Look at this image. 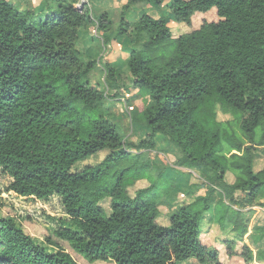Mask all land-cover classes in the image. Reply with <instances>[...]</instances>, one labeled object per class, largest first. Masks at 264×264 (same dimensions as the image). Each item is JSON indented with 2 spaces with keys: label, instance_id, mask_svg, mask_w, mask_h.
Returning <instances> with one entry per match:
<instances>
[{
  "label": "trees",
  "instance_id": "1",
  "mask_svg": "<svg viewBox=\"0 0 264 264\" xmlns=\"http://www.w3.org/2000/svg\"><path fill=\"white\" fill-rule=\"evenodd\" d=\"M37 2L35 13L0 0V264H81L61 244L83 264H264V226L251 222L255 208L264 212V164L254 170L264 152V0H173V21L189 28L175 37L166 18L147 14L116 28V38L143 40L125 61L149 94L130 116L148 130L137 147L168 137L182 152L178 165L199 170L207 189L187 193L192 200L167 225L157 221V196H143L152 184L128 193L140 172L108 174L129 157L103 107L119 96L106 91L121 88L120 71L104 62L106 91L92 87L97 62L83 61L76 46L85 25L106 46L111 22L92 19L81 0ZM165 46L171 51L160 55ZM218 112L231 118L219 121ZM103 151L99 165L73 171ZM215 193L227 202L211 209ZM206 218L224 235L227 261L202 241ZM28 222L43 241L25 232Z\"/></svg>",
  "mask_w": 264,
  "mask_h": 264
},
{
  "label": "rangeland",
  "instance_id": "2",
  "mask_svg": "<svg viewBox=\"0 0 264 264\" xmlns=\"http://www.w3.org/2000/svg\"><path fill=\"white\" fill-rule=\"evenodd\" d=\"M10 4L18 8L32 9L35 13L40 10L37 3L38 0H7ZM131 0H81L80 6L88 5L92 19H97L101 16H106L111 22L109 34L110 43L106 46L102 42L101 34L97 33L95 27L92 25H85L80 30L79 40L77 43V50L79 55L85 62L95 61L96 65L93 67L89 75L90 84L100 90L106 91L104 83L105 71L103 69L104 62H109L112 66L120 71L119 89L112 91L108 90V94L118 93L116 98L113 96L107 97L103 101V107L108 110L112 116V120L118 125L120 134L125 141L130 144L128 147L129 157L126 160L113 164L108 174L116 175L119 171H126L125 173L140 172L144 179L137 181L134 185L128 188L130 196L134 197L138 190L148 188L151 184L153 187L149 192L143 196L151 197L152 194L157 196L160 216L158 223L161 225L168 224V216L174 213L178 206L188 203L192 198L187 195L193 192L196 195L206 194L207 189L203 182L199 170L190 168H181L178 165L179 159L182 157V152L169 140L168 137L162 135H155L153 148L137 147V145L144 139L148 130L141 124H132L130 116L132 114L140 113L149 102V94L146 89L135 87L132 77L128 74L125 61L133 48L139 49L141 47V40L139 43L132 41L131 37H115L116 28L119 26L121 20L127 22L136 21L140 15L147 14L154 18H166L168 26H170L173 37L178 36L181 31H188L189 28L181 27L185 24H176L173 21L172 15L167 8L173 0H161L160 4L153 2H131ZM40 4V3H39ZM124 6H127L126 8ZM214 15L208 18L213 20ZM201 20L198 25L202 22ZM171 51L170 46H165L164 51L160 55H167ZM230 115H224L221 112L217 113L219 121L230 119ZM107 151H103L99 155L88 158L87 160L77 163L73 167V171H80L86 167H94L101 163ZM258 157L254 161V170L260 169L264 164V152H258ZM188 167V165H186ZM233 177L230 174L226 175L225 180L228 183L233 182ZM225 200L220 193H215L210 199L211 209L219 201ZM103 208L109 213V201L104 199L101 202ZM24 212L30 210L27 207L22 209ZM255 215H253L251 222L258 226H264V212L255 208ZM208 218V217H207ZM206 220L202 224V241L206 244H213L219 248L221 257L226 260L225 248L221 246L219 241L223 240L224 235L219 231L218 226L209 224ZM25 232L33 238L43 241L45 236L44 230L39 228L37 224L31 222L24 223ZM249 233L251 230L249 228ZM64 249H67L77 259L78 263L81 260L76 258V255L70 251L66 245L61 244ZM238 249V247H237ZM232 264H239L238 259H232ZM227 261V260H226Z\"/></svg>",
  "mask_w": 264,
  "mask_h": 264
},
{
  "label": "crops",
  "instance_id": "3",
  "mask_svg": "<svg viewBox=\"0 0 264 264\" xmlns=\"http://www.w3.org/2000/svg\"><path fill=\"white\" fill-rule=\"evenodd\" d=\"M141 16H142V15H140L139 18H140ZM139 18H138V19H139Z\"/></svg>",
  "mask_w": 264,
  "mask_h": 264
}]
</instances>
